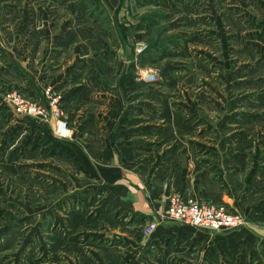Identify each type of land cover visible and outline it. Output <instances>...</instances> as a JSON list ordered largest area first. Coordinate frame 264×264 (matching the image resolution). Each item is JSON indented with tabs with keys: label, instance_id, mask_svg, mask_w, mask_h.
I'll return each mask as SVG.
<instances>
[{
	"label": "rangeland",
	"instance_id": "374dc122",
	"mask_svg": "<svg viewBox=\"0 0 264 264\" xmlns=\"http://www.w3.org/2000/svg\"><path fill=\"white\" fill-rule=\"evenodd\" d=\"M0 264H264V0H0Z\"/></svg>",
	"mask_w": 264,
	"mask_h": 264
},
{
	"label": "built area",
	"instance_id": "2783aa9c",
	"mask_svg": "<svg viewBox=\"0 0 264 264\" xmlns=\"http://www.w3.org/2000/svg\"><path fill=\"white\" fill-rule=\"evenodd\" d=\"M21 102L19 97L16 98ZM25 112L31 115H41L43 111L36 106L25 105ZM58 118H60L58 116ZM57 134L67 137L69 129L65 122L57 124ZM167 217L171 221L190 226L196 230L207 232H222L239 229L243 226V219L239 215L231 214L226 207L201 203L192 197H173L169 201ZM156 226L151 225L146 230L152 235Z\"/></svg>",
	"mask_w": 264,
	"mask_h": 264
},
{
	"label": "crops",
	"instance_id": "0c3cea01",
	"mask_svg": "<svg viewBox=\"0 0 264 264\" xmlns=\"http://www.w3.org/2000/svg\"><path fill=\"white\" fill-rule=\"evenodd\" d=\"M105 138H107V137H105ZM104 138V139H105ZM104 144H106L105 142H104ZM114 152V151H113ZM85 156H86V158L89 160V161H91L90 163L91 164H94V165H103L104 167H102L103 169V171H104V173L106 172V171H108L107 173H108V175H113V176H115L116 177V181H120L121 179H123L124 178V175H125V177L127 178V180L128 181H132V182H134L133 180H132V178H133V176H130V175H127L126 173H125V168H124V165H125V163H124V159L122 158V156L121 155H119V156H117L116 157V155H114V153H112L111 152V154L109 153V154H106L105 155V150H104V153H101V152H99L98 151V149L97 148H95V147H91L90 148V150L89 151H87V152H85ZM110 157H113V166H115V167H110V168H105V158H106V160H108V159H110ZM116 158V163H117V165H114V159ZM110 162H111V160H110ZM109 162V163H110ZM135 183V182H134ZM133 195H139V192H137L136 190H133ZM142 193V192H141ZM143 194V193H142ZM140 196V198H141V200L142 201H144V197H142V195L140 194L139 195ZM139 204V203H138ZM223 205H225V206H227V204L225 203V204H223ZM180 224V223H179ZM181 225H183V224H181ZM183 226H185V227H189V228H192V227H190V226H187V225H183Z\"/></svg>",
	"mask_w": 264,
	"mask_h": 264
}]
</instances>
